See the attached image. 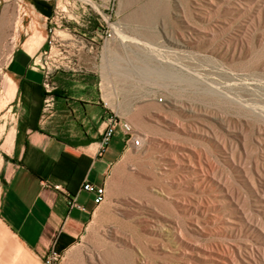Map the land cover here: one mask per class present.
I'll return each instance as SVG.
<instances>
[{"label": "rangeland", "instance_id": "obj_1", "mask_svg": "<svg viewBox=\"0 0 264 264\" xmlns=\"http://www.w3.org/2000/svg\"><path fill=\"white\" fill-rule=\"evenodd\" d=\"M26 1L0 0V188L4 152L12 146L3 143L7 131L14 132L6 65ZM96 2L113 7L116 29L90 53L100 101L116 112L117 128L128 123L132 130L122 131L126 152L88 224L32 264H264V257L249 256L245 231L224 227L235 226L230 205L201 211L217 195L212 186L218 181L235 196L250 197L239 169H252L255 158L264 163V132L255 120L239 122L245 118L236 108L204 97L192 79L264 80V0ZM215 212L225 222L214 221ZM0 243V264H29L1 225Z\"/></svg>", "mask_w": 264, "mask_h": 264}, {"label": "crops", "instance_id": "obj_2", "mask_svg": "<svg viewBox=\"0 0 264 264\" xmlns=\"http://www.w3.org/2000/svg\"><path fill=\"white\" fill-rule=\"evenodd\" d=\"M24 3L27 12L6 65L15 85L10 101L14 135L1 167L0 225L32 264L61 235L78 237L101 205L93 203L82 184L106 186L126 144L121 128L103 144L107 116L116 112L101 104L100 83L89 53L81 57L82 71L55 75L54 110L43 115L42 75L34 63L45 46L46 17L52 5L48 0ZM57 184L63 189H56ZM68 196H74L82 208L68 206Z\"/></svg>", "mask_w": 264, "mask_h": 264}, {"label": "built area", "instance_id": "obj_3", "mask_svg": "<svg viewBox=\"0 0 264 264\" xmlns=\"http://www.w3.org/2000/svg\"><path fill=\"white\" fill-rule=\"evenodd\" d=\"M112 16L113 7L97 4L96 0H53L51 12L46 17L45 46L39 53L38 61L34 63L42 75L43 115H51L54 110L57 89L55 75L59 72L82 71V55L93 53L98 48L99 39L107 41L116 34ZM117 126L116 115L108 114L103 133L104 145L109 142ZM121 129L125 134L132 130L128 123H123ZM133 143L139 145V139ZM55 188L63 189L59 184ZM81 189L93 196L95 205L102 204L106 198L104 185L86 181ZM67 204L82 208L74 196L67 197ZM54 258L56 255H53Z\"/></svg>", "mask_w": 264, "mask_h": 264}, {"label": "bare ground", "instance_id": "obj_4", "mask_svg": "<svg viewBox=\"0 0 264 264\" xmlns=\"http://www.w3.org/2000/svg\"><path fill=\"white\" fill-rule=\"evenodd\" d=\"M240 42L242 41H237L234 43V45H237ZM192 79L194 84H196L205 94L204 97L208 96L207 98H210L212 96V98L214 97L218 101L226 103L230 105V107L236 108L239 114H241L245 118L244 121L239 119L238 120L239 122H242L243 124L249 126L253 123L252 121L255 120L258 122L256 128L259 131L264 132V80L256 79L253 81H247V80L227 79V81H218V80H214L213 78L210 79V77L208 78L207 75L206 77L199 76ZM5 92L8 98H12L15 94V85L11 80V78L5 86ZM218 101H216L217 104ZM3 105L4 102L2 101V98H0V109L3 107ZM13 135L14 132L12 129L7 131L3 146H11ZM230 144L232 146L233 142L232 143L230 142ZM233 158L234 157H232V159ZM253 166L254 167L250 170L243 168L239 169V171H241L245 176V181L248 184L247 186L250 187L249 198L245 196L244 197L235 196L234 191H231L227 187V184H223L218 181L213 186L211 185L213 187L212 190L214 191V194L216 193L217 195L211 196L212 199L210 200L211 201V203L209 204L210 206H208L207 208H203L201 211L202 212H206L209 210L216 211L215 209L216 204L220 202H226L228 205H230V208L234 212L235 220H233V222H235L234 223L235 226L231 227L228 224H226L224 225V227L232 228L231 230L235 234L237 233L241 234L242 232L245 231V234H247L246 239L248 240L247 242L248 245H246V248L249 251V256L257 257V255H260L264 257V189L261 186L264 184V163L259 162V160L255 158ZM219 196H221L222 198H218ZM206 202H208V200ZM252 205L259 206L260 211H255L254 209H252ZM216 213L217 212H215V214L213 215L214 218L212 219H214V221L221 220V222H225V220H223V218ZM250 236H255L256 240H253L252 237ZM12 247L15 246L12 245ZM18 247H20V245ZM18 247H16V249ZM16 251H20V250L14 249L15 254H17L16 256H18V253H16ZM240 253H241V249L237 248L235 250L234 255L238 256ZM218 257H220V259L223 258L222 256H218ZM228 258L230 259V261H233L234 259L233 255L229 256ZM18 260H19V256H18ZM17 264H19V261L17 262Z\"/></svg>", "mask_w": 264, "mask_h": 264}, {"label": "trees", "instance_id": "obj_5", "mask_svg": "<svg viewBox=\"0 0 264 264\" xmlns=\"http://www.w3.org/2000/svg\"><path fill=\"white\" fill-rule=\"evenodd\" d=\"M50 12H51V9H50ZM50 12H49V14H50ZM63 236L64 235H61L60 238H59V240L57 242H59L62 239Z\"/></svg>", "mask_w": 264, "mask_h": 264}]
</instances>
